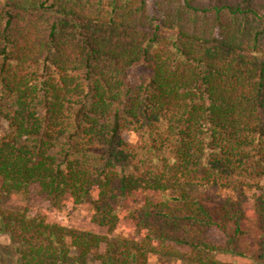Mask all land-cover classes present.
Returning <instances> with one entry per match:
<instances>
[{"label":"trees","instance_id":"1","mask_svg":"<svg viewBox=\"0 0 264 264\" xmlns=\"http://www.w3.org/2000/svg\"><path fill=\"white\" fill-rule=\"evenodd\" d=\"M0 89V264L246 257L248 202L264 264V0H0ZM127 124L156 158L125 146ZM34 188L57 207L90 203L110 233L122 201L160 199L131 210L135 238L111 240L4 210ZM212 189L227 191L215 206Z\"/></svg>","mask_w":264,"mask_h":264},{"label":"rangeland","instance_id":"2","mask_svg":"<svg viewBox=\"0 0 264 264\" xmlns=\"http://www.w3.org/2000/svg\"><path fill=\"white\" fill-rule=\"evenodd\" d=\"M152 7V14L154 15V4L150 2ZM142 73V70L136 72L137 77ZM1 104L5 105L9 98L3 94L0 89ZM9 133L8 123L0 116V140ZM125 146L131 151L137 152L143 158H150L155 156L151 154V135L145 131L139 130V127L134 124H127L121 134ZM261 185H264V178ZM227 191L218 192L217 189H212L204 196L206 203L210 205H217L220 203L218 197L225 196ZM147 198L159 200L160 195L154 192H142L122 201L119 208V224L117 229L110 233L106 228H100L92 223L93 210L90 203L76 205L72 199H67L55 206L53 203L42 196L37 188H34L30 195L24 196L22 194H12L4 197L3 208L10 212H19L21 210H28L32 216H37L45 219L47 223L59 224L66 229H79L88 232H93L102 235H109L111 240L118 238H135L137 231L130 220V212L136 207L143 205ZM211 199V200H209ZM244 236L241 239V251L245 253L246 257L236 255H217V264H258L254 258L257 252V244L259 239V232L256 227L255 217L251 202L247 204L246 218L242 223ZM11 238L6 234H0V250L2 255H9L7 247L11 246ZM6 248V249H5ZM189 253L188 249L175 248V252L165 257L151 256L149 264H198L190 262L187 259ZM17 256L13 252L12 260L16 262ZM87 264H98L90 259Z\"/></svg>","mask_w":264,"mask_h":264}]
</instances>
